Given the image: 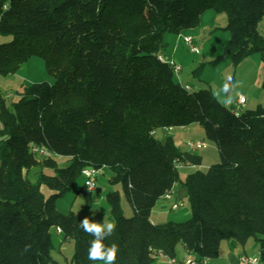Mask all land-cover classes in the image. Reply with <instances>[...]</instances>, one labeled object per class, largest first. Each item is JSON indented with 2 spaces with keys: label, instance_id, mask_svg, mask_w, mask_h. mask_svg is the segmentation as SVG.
I'll return each mask as SVG.
<instances>
[{
  "label": "trees",
  "instance_id": "obj_1",
  "mask_svg": "<svg viewBox=\"0 0 264 264\" xmlns=\"http://www.w3.org/2000/svg\"><path fill=\"white\" fill-rule=\"evenodd\" d=\"M209 9L226 15L229 39L218 59L236 64L258 53L264 63L257 28L264 0H0V35L11 36L0 41V74L37 55L54 78L25 86L10 106L0 98V264H56L52 228L73 241L71 264L102 261L87 260L93 237L78 214L56 208L85 167H107L132 208L125 216L120 192L105 194L117 223L105 241L119 246L115 264H152L159 254L175 256L179 243L213 258L221 241L250 237L264 260V107L235 112L209 88L175 81L159 57L166 33L196 27ZM192 123L220 160L180 179L178 164L198 165L201 156L155 130ZM37 165L53 174L40 170L30 181ZM177 181L187 189L189 217L151 222L152 207Z\"/></svg>",
  "mask_w": 264,
  "mask_h": 264
},
{
  "label": "rangeland",
  "instance_id": "obj_2",
  "mask_svg": "<svg viewBox=\"0 0 264 264\" xmlns=\"http://www.w3.org/2000/svg\"><path fill=\"white\" fill-rule=\"evenodd\" d=\"M206 12L210 13L205 14H214L215 17H212V20H209L212 21L211 23L213 25L209 30H206V27H203L208 24L207 22L203 25L200 24L196 29L197 34L194 35L198 38L194 39V43L198 46L199 52L192 53L188 51L187 47L183 45L184 43L182 45L180 44V46L176 49V52H174L175 55L182 61V71L174 73L175 81L180 82L181 84L189 83L192 90L209 88L213 94L220 91L226 82H230L232 85H235V88L231 93L234 100L227 106L228 108H231V106H237V97L240 94L244 96L246 102L238 106V110H244L245 108L252 109L256 107L257 104H261L264 107V86L262 85L264 79V63L259 54H248L236 64L224 62L218 59V56L223 50V36H226L227 39H229L228 31L223 29L226 24V15L224 12H216L210 9L206 10ZM206 16L207 15H203L202 19L205 20ZM263 27L264 16L259 21L257 27L264 35ZM185 30L180 32V35L178 36L179 40L180 36L185 34ZM10 38V35H0V41H8ZM175 39L176 38H174V40ZM172 51V44L169 43L167 47L163 44L159 53L167 54ZM195 68L197 69L194 72L193 70ZM41 81L52 83L54 78L47 71L44 60L37 55H33L23 62L15 72L8 73L6 75L0 74V98L4 100L6 106H10V104L19 97V93L25 86L30 85L33 82ZM223 98L224 95L221 92L220 99H217L221 103ZM169 133H175L178 139L182 138L181 142L179 140V147L183 150L188 149L189 147L186 144L187 141H203L206 144L204 147L195 148L196 152L201 155L200 164L178 166L179 178L183 179L188 172L196 169L204 171L211 163H215L220 160L216 144L205 137L203 128L198 123L182 126V128L174 126ZM155 137L163 140L166 137L165 129L158 128L155 130ZM52 156L56 160L59 167L67 165V158L65 156ZM40 170L49 175L53 174L52 168L40 167L37 165L31 167L29 171H27L26 175L28 179L30 181H35ZM110 175L111 172L109 169L107 167H102V172L97 175L95 180V191H88L85 187H83L84 179L82 175H80L73 182L71 187L57 199L56 208L61 212H68L71 210L76 214L78 213L79 220H81L84 216H89L100 222H102L103 217L113 220L110 215L108 202L104 196L109 190L108 184L110 183H108V178ZM110 189L112 190V188ZM41 190L44 195H48L51 192V190L44 185H41ZM94 195L97 198L100 196L104 197V202L99 204L100 210L93 216L91 212V199ZM124 204L125 203H123V205ZM130 215L128 214L125 216ZM154 219L162 221L157 223L167 221L164 220L163 215L156 213H154ZM53 232L54 231L52 229L51 233L53 234ZM55 246L57 248V245ZM72 249L74 250V243L69 239V242H66L65 253L67 254L68 252H72ZM52 254H56V251H52Z\"/></svg>",
  "mask_w": 264,
  "mask_h": 264
},
{
  "label": "crops",
  "instance_id": "obj_3",
  "mask_svg": "<svg viewBox=\"0 0 264 264\" xmlns=\"http://www.w3.org/2000/svg\"><path fill=\"white\" fill-rule=\"evenodd\" d=\"M205 13H210V12H206V11L203 12L200 16L198 25L195 28H189V29L185 30V34L180 36V40L178 39V36L180 35V33L179 34H171V33L165 34L166 36H164V43L163 44L165 47H167V45L169 43L172 44L173 51L171 53H167V54L159 53V57L163 61L174 62V63L179 64L181 66L180 71H182V65H181L182 61L178 58V56L175 55L174 52H176V49L178 48V46H180V44L181 45L183 44V41H182L183 36L192 35L194 37L195 36L194 34H197L196 29L200 24L203 25L207 22L208 24L203 26V27H206V30H209L213 26L211 23L212 21H209V20H212V17H215V15L214 14H205ZM203 15H207L205 20L202 19ZM174 38H176V39L174 40ZM197 38L198 37H196V36L194 37V39H197ZM222 40L225 44L228 39L226 36H223ZM168 41H170V42H168ZM183 85L188 86L190 89H192L191 85L189 83H185ZM241 95L242 94H240L239 96H241ZM245 102H246V100L244 101V103ZM231 107L234 108V106H231ZM243 108H245V107H243ZM164 129H165V136L172 137L175 144L177 146H179V140L181 142L182 138L178 139V137L175 135V133H169V131L172 130L171 127L170 128H164ZM187 142H186V144H187ZM184 150L199 154L196 152L195 149L193 150V148L188 147V149H184ZM110 188H112V190L117 189L120 192V204H121L123 214H125V215L132 214V208H131L129 202L127 201L126 197L122 193L120 186L108 184V189H109L108 191L111 190ZM92 191H95V188ZM171 194H172L171 198H169V199L161 196L156 201L155 205L152 207L151 212H150L151 222L156 223V224H158L157 222H162L161 220L154 219V213L163 215L164 220H167V221L168 220L179 221V220H184V219L189 217L190 210H189V204L187 203L188 201H187V189H186V187L183 186L182 183L177 181V182L173 183V185L171 187ZM175 201H177L179 203V206L177 208H172V204ZM103 202H104V197L100 196L99 198H97L94 195L93 198L91 199V203H92L91 212L92 213L93 212L98 213V211L100 210L99 204H102ZM123 203H125V204L123 205ZM161 218H163V217H161ZM52 229L54 231L53 234L51 233V239H52V244H53V247L51 249V255H52L53 259L55 260L56 264H71L70 262H71V258H72L73 249H72V252H68L67 254L65 253L66 242H69V239H64L62 232L61 231L58 232L56 230V228H52ZM55 245H57V248ZM52 251H56V254L53 255ZM258 252H259V243H258L257 239L254 237L248 238L244 243H240V242L236 241L235 239H225V240L221 241V243L219 245V249H218V254L216 257L207 258V260H205V261H203L201 259L199 260V258H198L196 264H238V258L240 255L251 256V255L258 254ZM187 254H191L195 258L197 257L193 252L188 251L187 248H185L182 244H180V243L177 244L175 256L179 259H182ZM166 262H167V256L163 255V254H159L152 264H166ZM95 264H105V262L101 261V262H97ZM259 264H264V260L261 259Z\"/></svg>",
  "mask_w": 264,
  "mask_h": 264
},
{
  "label": "clouds",
  "instance_id": "obj_4",
  "mask_svg": "<svg viewBox=\"0 0 264 264\" xmlns=\"http://www.w3.org/2000/svg\"><path fill=\"white\" fill-rule=\"evenodd\" d=\"M235 85H232L230 82H226L223 88L214 93V95L220 99L221 92L224 95V98L221 100V103L225 106L230 105L234 97L231 94L234 91ZM91 191L90 186H87ZM95 215V212L92 213ZM79 228L92 236L93 238L89 241V247L87 250V260L97 261L102 260L105 264H115L117 260L119 246L116 243H112L110 246L105 243L106 239L112 236L117 228V223L114 220H109L107 218L102 219V222L92 219L89 216H84L80 220Z\"/></svg>",
  "mask_w": 264,
  "mask_h": 264
},
{
  "label": "built area",
  "instance_id": "obj_5",
  "mask_svg": "<svg viewBox=\"0 0 264 264\" xmlns=\"http://www.w3.org/2000/svg\"><path fill=\"white\" fill-rule=\"evenodd\" d=\"M264 30V28H263ZM182 41L185 45V47H187L188 51L190 52H194V53H198L199 52V48L198 46L194 43V37L192 35H185L183 36L182 38ZM171 65H172V68H173V71L175 73H178L181 69V66L177 63H174V62H170ZM185 88L189 89L188 86H185ZM245 99H244V96H238L237 97V106H235L233 108V110L235 112L238 111V106L242 105L244 103ZM187 145L193 149L197 148V147H204L206 144L203 142V141H196V142H192V141H188L187 142ZM31 150L32 152L38 154V155H42V156H49L50 155V152L43 148V147H39V146H32L31 147ZM178 165H182V163H179ZM102 172V168H95V167H85L82 169V172H81V175L83 177V187L86 188V190L90 191L88 189L87 186H90L91 188V191L94 190L95 188V180L97 178V175L99 173ZM171 190L164 193L163 194V197L164 198H171ZM179 206V203L177 201H175L173 204H172V208H177ZM56 230L58 232H60L61 230L59 228H56ZM208 257H201L199 258V260H207ZM197 257H193L191 254H187L184 258L182 259H179L177 258L176 256H167V262L166 264H196L197 262ZM261 260V257H260V252H258V254L256 255H240L239 258H238V264H259Z\"/></svg>",
  "mask_w": 264,
  "mask_h": 264
}]
</instances>
